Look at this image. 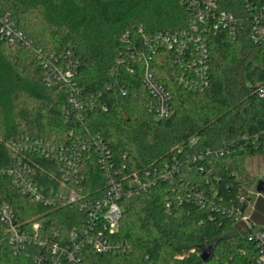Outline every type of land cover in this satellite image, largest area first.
I'll list each match as a JSON object with an SVG mask.
<instances>
[{"label":"trees","instance_id":"1","mask_svg":"<svg viewBox=\"0 0 264 264\" xmlns=\"http://www.w3.org/2000/svg\"><path fill=\"white\" fill-rule=\"evenodd\" d=\"M244 3L220 0L244 27L236 40L226 32L208 34V86L193 91L167 84L173 114L157 120L147 109L151 95L143 64L131 73L127 55L143 49L144 34L187 30L192 15L183 0H0V15L11 16L31 43L12 46L0 35V204H11L24 218L45 211L3 176L19 157L37 170L44 195L51 196L61 183L55 163L39 148L27 147V139L64 142L70 133L100 137L110 163L126 174L175 163L181 168L171 180L123 201L118 239L131 250L100 255L88 249L91 264H257L262 248L251 235L262 230L255 219L264 216V199L257 201L251 230L229 211L243 184L256 189L247 163L264 156V98L257 92L264 83V46L251 40ZM165 53L161 48L152 57L163 69ZM45 54L60 61L70 55L78 62L77 97L93 96L96 103L82 117L66 87L43 83ZM93 151L83 182L92 200L106 188L101 154ZM78 212L63 210L59 228L70 231ZM206 249L212 256L205 262ZM0 264L33 263L4 247Z\"/></svg>","mask_w":264,"mask_h":264},{"label":"built area","instance_id":"2","mask_svg":"<svg viewBox=\"0 0 264 264\" xmlns=\"http://www.w3.org/2000/svg\"><path fill=\"white\" fill-rule=\"evenodd\" d=\"M183 1L192 15L187 30L144 34L143 49L133 48L127 55L134 65L131 73H136L137 64H143V83L151 95L147 109L157 120L170 118L173 114L172 94L167 84L175 82L193 91H203L208 86V34L226 32L236 40L239 30L244 27V22L224 9L220 0ZM244 4L251 40L256 45L264 46V0H245ZM0 35L12 46L31 45L11 16L0 15ZM123 39L127 41L129 33L124 34ZM161 48L166 50L168 56L165 69L159 60L156 63L152 60ZM170 52L173 55L168 54ZM41 65L43 83L47 87H66L70 92V103L81 111L80 117L96 105L93 96L83 100L77 97L79 92L75 79L78 62L70 55L60 61L54 55L45 54L41 58ZM257 88L258 94L264 98V83H258ZM26 142L30 144L27 147L39 148L55 163L61 181L57 189L51 190V196L44 195L37 184V170L21 157L14 167L3 172V176L10 179L23 196L34 200L45 210L32 218H24L11 204H0V224L3 227L0 250L7 247L15 257L26 258L33 264H91L88 249L100 255L130 251L129 245L118 239L124 214L123 201L150 191L160 181L171 180L181 168L175 163L159 170L146 169L126 174L123 169L110 163V151L105 141L90 135L70 133L67 141L56 143L30 139ZM91 150L101 154L99 161L106 178L105 192L94 200L88 196L83 184L85 171L90 166L88 162L91 157L88 154ZM192 159L197 160V156ZM254 196L263 198L257 188L243 184L229 210L236 222L247 231L254 226L247 217ZM167 207L170 208V205ZM68 208L78 209L79 212L72 220L73 228L64 231L57 222L62 220V212ZM251 237L256 238L262 248V256L257 264H264V227L262 230L255 229Z\"/></svg>","mask_w":264,"mask_h":264},{"label":"rangeland","instance_id":"3","mask_svg":"<svg viewBox=\"0 0 264 264\" xmlns=\"http://www.w3.org/2000/svg\"><path fill=\"white\" fill-rule=\"evenodd\" d=\"M246 172L248 174L249 179L256 183V188H257L258 182L264 181V156L262 155V156H258V157L250 159L247 163ZM258 199L257 197L254 196L251 206L247 210V217L249 219H251L253 215H254L253 218H255V216L258 215L255 210ZM259 216L262 217V219L261 220L255 219V221L258 223L257 225L264 227V216L260 214Z\"/></svg>","mask_w":264,"mask_h":264},{"label":"water","instance_id":"4","mask_svg":"<svg viewBox=\"0 0 264 264\" xmlns=\"http://www.w3.org/2000/svg\"><path fill=\"white\" fill-rule=\"evenodd\" d=\"M257 191L258 193L264 198V181H259L257 184ZM212 256L211 249H206L202 254L203 261H209Z\"/></svg>","mask_w":264,"mask_h":264}]
</instances>
